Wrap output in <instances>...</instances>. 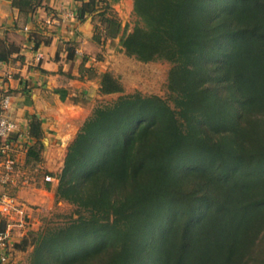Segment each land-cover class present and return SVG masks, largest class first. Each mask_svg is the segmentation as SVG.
Wrapping results in <instances>:
<instances>
[{
  "label": "trees",
  "instance_id": "trees-1",
  "mask_svg": "<svg viewBox=\"0 0 264 264\" xmlns=\"http://www.w3.org/2000/svg\"><path fill=\"white\" fill-rule=\"evenodd\" d=\"M113 1H81L76 18L96 20L95 44L167 62L168 96L95 107L54 190L75 217L29 229L9 253L32 247L29 264H264V0H132L130 31ZM12 4L27 21L39 3ZM66 50L71 59V42ZM80 71L102 95L123 92L109 71ZM27 137L23 167L35 170L44 144L34 115Z\"/></svg>",
  "mask_w": 264,
  "mask_h": 264
},
{
  "label": "crops",
  "instance_id": "crops-1",
  "mask_svg": "<svg viewBox=\"0 0 264 264\" xmlns=\"http://www.w3.org/2000/svg\"><path fill=\"white\" fill-rule=\"evenodd\" d=\"M81 1L85 0H38V6L25 21L13 6V0H0V54L5 56L0 59V95L9 92L11 99L6 115L18 122L21 132L12 153L16 169H22L25 146L30 144L27 124L32 115L41 121L42 166L50 170L52 157L58 160L64 157L63 150L74 131L66 127L63 102L75 94L86 93L84 87L92 84L86 73L80 71L82 64L84 68L100 71L93 57L109 44L104 47L95 44L93 34L83 30L88 16L82 21L76 18ZM119 2L113 1L112 5ZM67 14L71 16L65 17ZM32 31L47 42L32 43L28 39ZM70 42L74 54L68 59L66 49ZM37 54L41 56L39 60ZM13 195L21 204L32 203L22 198L21 189Z\"/></svg>",
  "mask_w": 264,
  "mask_h": 264
},
{
  "label": "rangeland",
  "instance_id": "rangeland-1",
  "mask_svg": "<svg viewBox=\"0 0 264 264\" xmlns=\"http://www.w3.org/2000/svg\"><path fill=\"white\" fill-rule=\"evenodd\" d=\"M120 19L121 27L127 26L130 31L134 25L135 17L132 14V0H121V2L112 5ZM96 20L92 19V34ZM115 43L111 44L107 49L102 50L93 58L100 56L97 66L100 71H109L117 77L123 87L122 93H114L102 95L96 90L98 88L97 79L92 73L87 72L86 76L90 78L92 84L84 87L86 93L71 96L66 102L64 109V118L69 128H73L74 135L63 150L65 157L69 144L74 140L83 122L92 114L95 107L108 104L123 94L140 92L142 95H157L167 98L166 80L167 72L170 65L165 61H155L142 63L132 57H127L123 53L118 52ZM64 157L58 160V157L51 158L50 170L40 164L38 169H29L23 167L16 169L13 176V184L8 185L5 189L17 202L16 194L18 189L22 190V198L29 200L30 204L22 202L21 206L24 210L27 229L22 231V236L31 230H39L45 225H58L67 221L69 217H75V207L66 201L58 200L54 196V190L57 186V174L62 170ZM55 161V163H54ZM44 165V164H43ZM50 172L53 175L51 181H45V173ZM45 182H50L49 188L45 186ZM16 185V186H14ZM18 188V189H17ZM21 236V237H22ZM20 237V238H21ZM20 238L16 239L18 241ZM32 247L25 252L16 251L10 259V264H29V254Z\"/></svg>",
  "mask_w": 264,
  "mask_h": 264
},
{
  "label": "built area",
  "instance_id": "built-area-1",
  "mask_svg": "<svg viewBox=\"0 0 264 264\" xmlns=\"http://www.w3.org/2000/svg\"><path fill=\"white\" fill-rule=\"evenodd\" d=\"M68 16L71 14L65 17ZM40 58L41 56L37 54L36 59ZM10 99V95L5 92L0 95V264H10V246L22 236V231L27 229L21 204L5 189L13 184L12 176L15 172V160L12 156L15 142L9 140V137L13 134H17L19 138L21 136L18 122L6 115ZM44 180L51 181V178L46 175Z\"/></svg>",
  "mask_w": 264,
  "mask_h": 264
},
{
  "label": "water",
  "instance_id": "water-1",
  "mask_svg": "<svg viewBox=\"0 0 264 264\" xmlns=\"http://www.w3.org/2000/svg\"><path fill=\"white\" fill-rule=\"evenodd\" d=\"M91 20H92V16H88V18L84 21L83 23V30L86 31V32H89L90 34H92L90 31L92 29V24H91Z\"/></svg>",
  "mask_w": 264,
  "mask_h": 264
}]
</instances>
